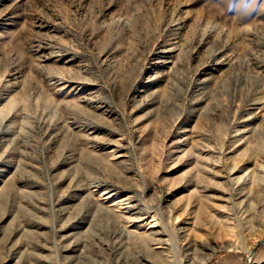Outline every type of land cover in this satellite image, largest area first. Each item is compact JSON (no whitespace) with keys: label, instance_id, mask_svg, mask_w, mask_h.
I'll use <instances>...</instances> for the list:
<instances>
[{"label":"rangeland","instance_id":"rangeland-1","mask_svg":"<svg viewBox=\"0 0 264 264\" xmlns=\"http://www.w3.org/2000/svg\"><path fill=\"white\" fill-rule=\"evenodd\" d=\"M0 264H264V0H0Z\"/></svg>","mask_w":264,"mask_h":264},{"label":"bare ground","instance_id":"bare-ground-1","mask_svg":"<svg viewBox=\"0 0 264 264\" xmlns=\"http://www.w3.org/2000/svg\"><path fill=\"white\" fill-rule=\"evenodd\" d=\"M154 226H155V225H154ZM154 226H153V227H154Z\"/></svg>","mask_w":264,"mask_h":264}]
</instances>
